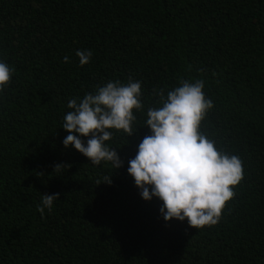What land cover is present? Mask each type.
I'll use <instances>...</instances> for the list:
<instances>
[{
  "label": "trees",
  "instance_id": "trees-1",
  "mask_svg": "<svg viewBox=\"0 0 264 264\" xmlns=\"http://www.w3.org/2000/svg\"><path fill=\"white\" fill-rule=\"evenodd\" d=\"M0 60L15 69L0 91V264H264V0H0ZM130 79L134 133L105 142L122 166L65 148L69 101ZM182 80L204 81L199 130L243 168L199 229L166 222L126 171L148 109ZM44 194L58 196L42 217Z\"/></svg>",
  "mask_w": 264,
  "mask_h": 264
},
{
  "label": "clouds",
  "instance_id": "clouds-1",
  "mask_svg": "<svg viewBox=\"0 0 264 264\" xmlns=\"http://www.w3.org/2000/svg\"><path fill=\"white\" fill-rule=\"evenodd\" d=\"M81 66L87 64L91 51L77 50ZM68 62V57L64 58ZM15 69L0 60V91L10 82ZM203 80H182L180 86L161 100L162 107L149 108L144 121L150 130L137 146L134 158L128 161L127 174L133 178L145 201L153 197L162 201L159 211L167 222L187 221L191 228L214 226L218 223L227 201L234 196L233 187L243 178L242 161L238 156L219 151L199 129L201 121L213 108L206 98ZM141 83L108 82L95 94H86L79 103L70 100L72 111L64 116L62 128L68 135L63 146L73 147L87 157L91 165L110 162L114 169L122 166L114 148L105 142L112 138L110 129L132 135L136 119L133 109L143 107ZM81 137H86V142ZM56 165L54 172L62 171ZM103 182L110 183V176ZM58 194L42 195L37 211L43 217L52 210Z\"/></svg>",
  "mask_w": 264,
  "mask_h": 264
}]
</instances>
